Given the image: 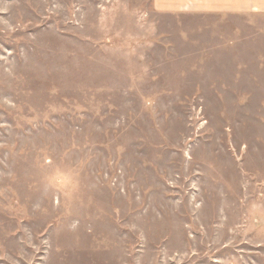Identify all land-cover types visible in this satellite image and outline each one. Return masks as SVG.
I'll list each match as a JSON object with an SVG mask.
<instances>
[{"label":"rangeland","instance_id":"obj_1","mask_svg":"<svg viewBox=\"0 0 264 264\" xmlns=\"http://www.w3.org/2000/svg\"><path fill=\"white\" fill-rule=\"evenodd\" d=\"M187 1L0 0V264H264V0Z\"/></svg>","mask_w":264,"mask_h":264},{"label":"crops","instance_id":"obj_2","mask_svg":"<svg viewBox=\"0 0 264 264\" xmlns=\"http://www.w3.org/2000/svg\"><path fill=\"white\" fill-rule=\"evenodd\" d=\"M260 1V0H259ZM159 2V1H158ZM160 5L162 3L159 2ZM186 4H194V5H222V6H232V5H262L263 3L256 2V0H188Z\"/></svg>","mask_w":264,"mask_h":264}]
</instances>
